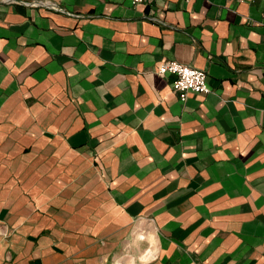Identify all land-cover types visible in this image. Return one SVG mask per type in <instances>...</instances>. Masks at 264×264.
<instances>
[{"label": "crops", "instance_id": "obj_1", "mask_svg": "<svg viewBox=\"0 0 264 264\" xmlns=\"http://www.w3.org/2000/svg\"><path fill=\"white\" fill-rule=\"evenodd\" d=\"M125 248L264 264V0H0V264Z\"/></svg>", "mask_w": 264, "mask_h": 264}, {"label": "built area", "instance_id": "obj_2", "mask_svg": "<svg viewBox=\"0 0 264 264\" xmlns=\"http://www.w3.org/2000/svg\"><path fill=\"white\" fill-rule=\"evenodd\" d=\"M132 5L148 3L150 0H129ZM160 77L171 76V89L180 101L184 102L189 94H207L210 88L204 71L169 61L157 69Z\"/></svg>", "mask_w": 264, "mask_h": 264}, {"label": "rangeland", "instance_id": "obj_3", "mask_svg": "<svg viewBox=\"0 0 264 264\" xmlns=\"http://www.w3.org/2000/svg\"><path fill=\"white\" fill-rule=\"evenodd\" d=\"M147 234H148V229H140L137 232V237L139 241L145 244L147 241L146 239L148 237ZM141 249L144 250V247H141ZM144 253L145 252L143 251L141 255L138 254L136 255L134 251L132 253L131 250L129 251V248H125V250H123L117 257L116 264H142L147 259V257L144 258L143 256Z\"/></svg>", "mask_w": 264, "mask_h": 264}]
</instances>
